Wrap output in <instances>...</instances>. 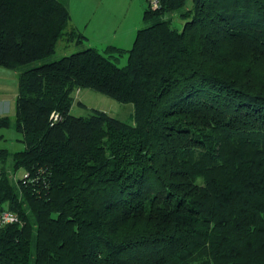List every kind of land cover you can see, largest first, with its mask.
Listing matches in <instances>:
<instances>
[{"label": "trees", "instance_id": "trees-1", "mask_svg": "<svg viewBox=\"0 0 264 264\" xmlns=\"http://www.w3.org/2000/svg\"><path fill=\"white\" fill-rule=\"evenodd\" d=\"M69 19L57 0H0V66L81 43ZM143 21L127 50L19 73L0 209L20 221L0 227V264H264V0H160ZM82 88L132 103L133 121L73 115Z\"/></svg>", "mask_w": 264, "mask_h": 264}, {"label": "crops", "instance_id": "crops-1", "mask_svg": "<svg viewBox=\"0 0 264 264\" xmlns=\"http://www.w3.org/2000/svg\"><path fill=\"white\" fill-rule=\"evenodd\" d=\"M57 1L69 12V27L75 28L85 36L82 42L87 47L100 51L108 45L129 49L137 30L144 24L143 12L147 9L146 0ZM82 42L78 45H82ZM15 99L16 95H13L11 100L5 94L0 96V117L6 116V110L10 108L9 105L7 109H3V101L11 103ZM1 139L4 137L0 134Z\"/></svg>", "mask_w": 264, "mask_h": 264}, {"label": "rangeland", "instance_id": "rangeland-1", "mask_svg": "<svg viewBox=\"0 0 264 264\" xmlns=\"http://www.w3.org/2000/svg\"><path fill=\"white\" fill-rule=\"evenodd\" d=\"M147 1V0H146ZM190 0H187V4ZM148 7V2H147ZM173 25L177 29H181L184 20L177 15V12L173 14ZM149 22H145L143 25H147ZM83 43V42H82ZM88 48L84 43L82 45L67 43L64 37H61L55 46V51L47 57L32 61L30 63L16 67L15 69H9L0 66V96L5 94L6 97L12 99L13 95L15 97L18 89V75L21 71L27 68L38 66L40 64L54 61L64 55H69L73 52L80 51ZM100 51V50H99ZM102 52V51H100ZM127 61V53L119 56L116 60V64L120 67L125 65ZM74 101L71 106L70 112L73 115L86 116L91 112L92 108L102 110L118 119L125 122L133 121L134 105L130 102H120L109 95L101 93L91 88L76 89L73 92ZM81 102V104H79ZM10 108H6L9 107ZM3 109H7V115L12 117L14 114L15 101L12 100L11 103L8 101H3ZM0 134L3 135L4 139L0 140V147L7 148L8 151L19 150L23 147L20 139V134L17 133L12 127L1 128ZM1 166V165H0ZM8 176L13 179V174L16 179H20L24 173L23 169H18L14 172L10 170V160L5 164ZM14 180V179H13Z\"/></svg>", "mask_w": 264, "mask_h": 264}, {"label": "built area", "instance_id": "built-area-1", "mask_svg": "<svg viewBox=\"0 0 264 264\" xmlns=\"http://www.w3.org/2000/svg\"><path fill=\"white\" fill-rule=\"evenodd\" d=\"M147 2L148 7L152 10L158 9L160 7V0H147ZM54 118H56V114L54 115ZM13 179L17 180L14 174ZM20 179L22 180V182L32 180L28 172H24ZM19 221L20 219L16 212L8 208L0 209V227L5 226L7 224L18 223Z\"/></svg>", "mask_w": 264, "mask_h": 264}]
</instances>
